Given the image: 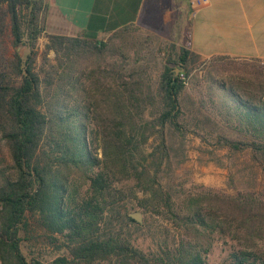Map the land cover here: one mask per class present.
Returning a JSON list of instances; mask_svg holds the SVG:
<instances>
[{
    "label": "trees",
    "instance_id": "1",
    "mask_svg": "<svg viewBox=\"0 0 264 264\" xmlns=\"http://www.w3.org/2000/svg\"><path fill=\"white\" fill-rule=\"evenodd\" d=\"M45 11L44 0H0V264H208L215 243L220 264H264V184L227 194L167 173L189 94L233 136L217 134L218 147L264 161V60L212 56L193 79L197 55L149 33L140 55L141 30L126 26L104 41L45 34L35 70ZM31 224L65 254L27 258ZM144 228L146 246L133 237Z\"/></svg>",
    "mask_w": 264,
    "mask_h": 264
},
{
    "label": "crops",
    "instance_id": "2",
    "mask_svg": "<svg viewBox=\"0 0 264 264\" xmlns=\"http://www.w3.org/2000/svg\"><path fill=\"white\" fill-rule=\"evenodd\" d=\"M44 34L104 41L134 26L199 59L228 56L264 60V0H44ZM188 24L185 43L180 27Z\"/></svg>",
    "mask_w": 264,
    "mask_h": 264
},
{
    "label": "rangeland",
    "instance_id": "3",
    "mask_svg": "<svg viewBox=\"0 0 264 264\" xmlns=\"http://www.w3.org/2000/svg\"><path fill=\"white\" fill-rule=\"evenodd\" d=\"M42 16L40 17L41 20ZM187 28L188 24H182L180 27L179 34L182 38V43H185ZM143 33L146 32L141 30V32L136 33L137 42L133 48L134 52L140 55H143L147 51V48H153V44L156 43V40H152V43L148 45L149 47L140 44L139 41L144 38ZM45 42V34L43 33L35 43V50L37 53L34 62L35 70H38L41 64V51ZM164 42L168 43L167 41ZM21 51L22 48H19V52ZM52 56L53 54L51 52L47 55L50 61H52ZM152 57L155 62L162 61V53L152 52ZM202 61L201 59L195 60L188 65L187 70L189 72V77L194 79L196 76L202 74ZM152 69V75L155 76L157 72L155 68ZM175 73L184 72L183 70H178ZM204 87L202 83L198 86L200 91L197 89L196 94H200L199 97L202 96L200 92ZM189 96L191 100L185 98L182 102L184 113L180 122L184 126V137L172 138L169 140L172 148H179L181 151V157L174 158V161L172 160L169 163V170H167L173 182L190 180L195 184L220 190L227 194H233L237 190L260 189L264 184V161L257 164L250 159L246 151H233L224 147H218L215 142L216 135L226 134L223 131L222 125L219 123L214 124L211 121L207 122L202 116L203 112L201 111L207 112L211 110L209 104L205 105V108H201L200 112H197L195 108L197 107L195 105V100H197V98L192 94H189ZM212 121H214L213 118ZM192 132L198 135L195 136ZM226 135L233 138L229 133ZM208 152L212 153V155ZM0 156L5 157V152L1 146ZM179 159H182V161L178 165L175 164ZM134 211L140 212L136 207H132L129 213ZM144 218L145 215H142L141 223ZM147 223L151 224V231L159 226V223L154 222L148 217ZM163 233L162 231V234ZM133 237L137 239L136 242L139 245L146 246L148 243L149 238L146 228L135 233ZM21 250L27 258L33 257L43 262L65 254L60 241H49L42 229L33 224L29 225L21 234ZM224 254L225 250L222 249V245L220 243H215L206 257L207 263L220 264Z\"/></svg>",
    "mask_w": 264,
    "mask_h": 264
},
{
    "label": "water",
    "instance_id": "4",
    "mask_svg": "<svg viewBox=\"0 0 264 264\" xmlns=\"http://www.w3.org/2000/svg\"><path fill=\"white\" fill-rule=\"evenodd\" d=\"M19 48H21V47H17V48H16V51H17V52H19ZM168 66H171L172 68H174V72L178 71V68H177L175 65H173V64H168ZM128 216H129L132 220H134L135 222H137V223H141L142 215H141V213H140L139 211L130 212V213H128Z\"/></svg>",
    "mask_w": 264,
    "mask_h": 264
},
{
    "label": "built area",
    "instance_id": "5",
    "mask_svg": "<svg viewBox=\"0 0 264 264\" xmlns=\"http://www.w3.org/2000/svg\"><path fill=\"white\" fill-rule=\"evenodd\" d=\"M192 8H200L207 4V0H188Z\"/></svg>",
    "mask_w": 264,
    "mask_h": 264
}]
</instances>
